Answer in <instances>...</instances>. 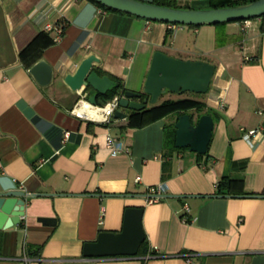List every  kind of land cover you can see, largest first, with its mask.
<instances>
[{"label": "crops", "instance_id": "1", "mask_svg": "<svg viewBox=\"0 0 264 264\" xmlns=\"http://www.w3.org/2000/svg\"><path fill=\"white\" fill-rule=\"evenodd\" d=\"M173 1L202 9L242 0ZM46 23L62 26L59 41ZM167 26L91 0H0V185L25 191L19 222L0 227V264H264V19L175 25L169 35ZM156 50L215 68L200 98L215 116L205 156L165 152L167 116L126 126L128 108L107 125L68 113L78 92L62 77L84 57L142 92ZM39 61L52 69L43 86L29 73ZM259 126L248 145L239 128ZM108 133L128 150L108 154ZM220 176L250 194L216 191ZM159 182L162 196L146 202L147 186ZM128 205L143 208L146 245L156 251L84 256L83 241L118 230Z\"/></svg>", "mask_w": 264, "mask_h": 264}, {"label": "water", "instance_id": "2", "mask_svg": "<svg viewBox=\"0 0 264 264\" xmlns=\"http://www.w3.org/2000/svg\"><path fill=\"white\" fill-rule=\"evenodd\" d=\"M113 10L121 11L150 21H161L181 25H214L232 21H241L264 14V0H252L232 6H220L207 9L175 8L146 2L143 0H95ZM150 66L147 69L143 91L126 89L119 97V107L132 111L143 109L147 102H156L158 96L165 92H207L210 79L214 74L213 64L204 60L180 59L168 56L160 50L152 53ZM98 59L94 54L84 57L71 73L62 77V82L73 92L84 90L86 86L94 90L87 97L96 103V96L104 94L112 80L108 75L100 76L93 69V63ZM52 69L44 61L34 64L29 73L40 86L47 85L52 79ZM141 93L146 95L141 101ZM112 113L113 119H122L126 113L121 109ZM209 114H201L196 120L188 114H180L173 122L175 127L174 145L177 148H187L188 151L204 154L211 138L214 122ZM25 191L17 188H6L0 185V227H6L19 222L25 205ZM121 226L118 230L101 229L95 234V239L85 240L81 251L84 256H116L136 255L138 246L145 235L142 226L143 208L140 206H124Z\"/></svg>", "mask_w": 264, "mask_h": 264}, {"label": "trees", "instance_id": "3", "mask_svg": "<svg viewBox=\"0 0 264 264\" xmlns=\"http://www.w3.org/2000/svg\"><path fill=\"white\" fill-rule=\"evenodd\" d=\"M91 1L94 4H97L99 7L103 8L104 10L124 13L121 11H117V10H113L111 8H108V7H106L100 3L95 2V0H91ZM249 1H252V0L228 1V2H220L217 4L214 3L210 8H214L215 6L216 7L232 6V5H236V4L246 3ZM147 2H151L154 4H158V5H163V6H168V7H174L175 6V8H190L188 6H180V5L176 4L175 1H173V0H151V1H147ZM259 18L264 19V14L259 16ZM165 23H167V22H165ZM226 23H228V22H226ZM167 24L181 25V24H176V23H167ZM222 24H225V23H218V24H214V25H222ZM186 26L197 27L199 25H186ZM169 34H170V30L167 31V35H169ZM94 72H96L100 76L104 75L103 73H101L98 70H95ZM110 79L112 80V83H111L110 87L106 90V92L104 94H98L96 96V100H97L96 103L99 105H102L103 103H105L112 96H115V95L122 96L126 90L124 85H122L121 81H119L118 79H116L112 76ZM84 90L87 92L88 96H90L94 93V90H92L88 86H86V88ZM145 95H146L145 93H141V95L139 96L141 101L144 99L143 97ZM160 96H158V97H160ZM204 107H205V103L200 99H195V98H190V97H183V98H178L175 100L164 98V100H162L161 102H158V103L155 102V103L151 104L150 106L146 105L143 109H140L138 111L129 110L128 111L129 114L127 116L126 126L127 125L141 126L142 124L148 123L150 121L152 122L153 120H155L157 118L170 116V117H172L171 121H166L164 123L165 125H164V130H163L164 145H165V150H166L165 152H167V151H184V150H187V148H177L174 145L175 127H174L173 122L176 121L177 117L180 114L188 113L192 116V113H190V111H192V110L196 114L195 120L201 114H204V113L211 115V117L214 119V117H215L214 113L210 112L207 109H204ZM102 125H107V124H102ZM206 154H207V151L204 154L195 153V155H197L198 157L205 156ZM235 184L240 185V180L233 179V178L228 177V176H223V177L220 176V178L218 179V181L216 183V191H219L222 194H228V195H233V196L234 195L237 196V195L250 194V192H247V191L244 192L241 189L236 190V189L231 188V187H234ZM146 244H147L146 238H144L143 242L137 248L138 251H137L136 255L141 254L144 256L147 253H153L154 252V250H150L149 248H147ZM35 249H37V248H35Z\"/></svg>", "mask_w": 264, "mask_h": 264}, {"label": "built area", "instance_id": "4", "mask_svg": "<svg viewBox=\"0 0 264 264\" xmlns=\"http://www.w3.org/2000/svg\"><path fill=\"white\" fill-rule=\"evenodd\" d=\"M258 17L245 19L243 21V25L247 26L249 22H251L252 19H255ZM175 25L169 24L167 26L169 30H173ZM43 29L46 31H52L55 33L54 40L57 42L62 38V26L60 24H50L46 23L43 26ZM87 92L85 90L78 91V98H76L74 104L69 109V114L73 115L74 117H77L79 119L91 121L98 124H109L112 119L113 111L116 109H119V97L118 95L112 96L109 100H107L102 105H99L97 103H92L89 100H87ZM240 135L243 140H245L248 145H252L253 143V137L256 135V133L262 132V128L256 127V128H249L246 129L244 127H240ZM67 135V132H65L64 136ZM105 147L108 149V154L111 156H116L121 152H126L128 148L125 146L122 140L118 139L117 136L112 135L110 133L106 134L105 138ZM139 175L134 177V180L138 181ZM166 189L165 183L159 182L156 184L148 185L145 190V199L146 202H155V200L159 199L162 196V192ZM183 209L185 212L189 211V207L183 203L182 204ZM185 212L183 213L182 220H186ZM103 209L101 208V214L99 215L98 222H100L102 217ZM151 248L156 251L155 246H151ZM153 253H147L145 256H149Z\"/></svg>", "mask_w": 264, "mask_h": 264}, {"label": "rangeland", "instance_id": "5", "mask_svg": "<svg viewBox=\"0 0 264 264\" xmlns=\"http://www.w3.org/2000/svg\"><path fill=\"white\" fill-rule=\"evenodd\" d=\"M207 8H210V7H206V8H202V9H207ZM163 97L165 99H174V100L178 99V98H183V97H190V98L200 99L202 97V95L201 94H197V93H193V92L191 93L189 91H185V92H180V93L167 92L166 94L163 95ZM160 100H161V97H159L156 102L158 103ZM190 113H192V116L196 115L193 110L190 111ZM195 117H193L194 120H195ZM171 118L172 117L167 116V120L168 121H171ZM184 151H187V153H192V152H190L188 150H184Z\"/></svg>", "mask_w": 264, "mask_h": 264}]
</instances>
